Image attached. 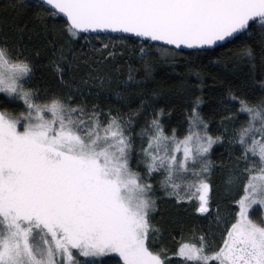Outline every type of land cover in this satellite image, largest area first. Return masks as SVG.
Listing matches in <instances>:
<instances>
[{
  "label": "snow or ice",
  "instance_id": "snow-or-ice-1",
  "mask_svg": "<svg viewBox=\"0 0 264 264\" xmlns=\"http://www.w3.org/2000/svg\"><path fill=\"white\" fill-rule=\"evenodd\" d=\"M0 14L13 16L12 33L0 28V264H264V75L227 86L238 107L219 134L195 91L204 61L264 70V0H4ZM42 55L55 83L38 88ZM163 66L195 77L182 136L147 87ZM104 93L137 106L105 108ZM159 198L201 222L174 251L153 216Z\"/></svg>",
  "mask_w": 264,
  "mask_h": 264
},
{
  "label": "trees",
  "instance_id": "trees-1",
  "mask_svg": "<svg viewBox=\"0 0 264 264\" xmlns=\"http://www.w3.org/2000/svg\"><path fill=\"white\" fill-rule=\"evenodd\" d=\"M4 0H0L3 3ZM22 23V21H21ZM13 24V16L11 14H0V28H3L10 33L12 29L8 26ZM25 43H29L28 36H24ZM35 48H39L43 44L42 38L33 37L30 42ZM135 62V60L133 61ZM48 63L47 56L42 55L37 60L38 67L36 68L34 85L38 88H43L46 85H52L55 83L51 70L46 67ZM205 75L206 87L202 89H196L195 91L202 94L204 103L201 106L202 115L208 120L210 129L213 133H221V121L224 115L228 112H235L238 106H233L227 98L226 88L229 84L233 85L235 90L240 85L242 80L248 78V74L254 71V75L257 79L261 75H264V70L260 68L259 61H257V67L252 70L250 66H245L233 71L231 68L223 65H209L207 61H204L201 69ZM189 81H195V77H185L183 74L176 76L170 74L167 66L157 67L154 73V79L147 82L149 89L157 87L162 90L163 96L157 104L159 107L165 108L171 112L170 116H165L163 122L168 131L176 129L177 133L181 136L184 134L187 127V114L189 109V100L191 94L186 91L190 87ZM95 91V90H94ZM251 95V93H249ZM256 96L259 95L257 89ZM2 96V94H0ZM90 97L89 99H94ZM101 104L107 108L111 106L113 109L121 108V110L135 109L137 101L133 100L129 105H122L118 101L113 93H104L101 96ZM246 117L240 116L239 122L237 120L236 126L239 127V123L244 121ZM138 124L143 125L144 119L138 117ZM231 131L232 125L228 121H224ZM139 131V128H137ZM227 146H216L213 153V160L216 162L217 168L212 176L214 184V199L219 201L223 206L225 204V181L229 171V153L226 150ZM223 154V155H222ZM155 222L162 228L163 235L161 242L170 251H174L178 246L182 235L187 238L190 235L189 228L192 226L200 227L201 222L192 215L190 212H185L183 208L177 206L174 201L166 198H159L157 200V210L153 213ZM182 221L183 224L177 223ZM206 223V222H205ZM159 246V245H158ZM83 259V258H81ZM174 259H176L174 257Z\"/></svg>",
  "mask_w": 264,
  "mask_h": 264
},
{
  "label": "rangeland",
  "instance_id": "rangeland-1",
  "mask_svg": "<svg viewBox=\"0 0 264 264\" xmlns=\"http://www.w3.org/2000/svg\"><path fill=\"white\" fill-rule=\"evenodd\" d=\"M239 119H240V117L237 118L238 122H239ZM261 212H262L261 209L254 207L253 213H252L253 214V217L254 218H259L261 216Z\"/></svg>",
  "mask_w": 264,
  "mask_h": 264
}]
</instances>
